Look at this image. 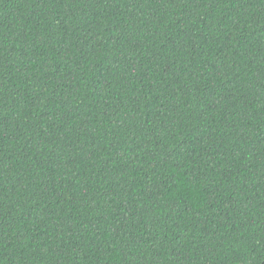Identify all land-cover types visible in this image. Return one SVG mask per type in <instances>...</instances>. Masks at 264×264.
<instances>
[{
    "label": "trees",
    "instance_id": "trees-1",
    "mask_svg": "<svg viewBox=\"0 0 264 264\" xmlns=\"http://www.w3.org/2000/svg\"><path fill=\"white\" fill-rule=\"evenodd\" d=\"M0 264H264V0H0Z\"/></svg>",
    "mask_w": 264,
    "mask_h": 264
}]
</instances>
